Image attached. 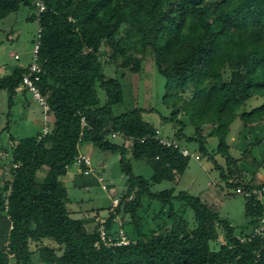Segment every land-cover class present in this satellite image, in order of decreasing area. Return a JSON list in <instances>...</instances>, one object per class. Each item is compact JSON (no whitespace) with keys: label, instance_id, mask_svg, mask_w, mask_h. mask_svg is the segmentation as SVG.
<instances>
[{"label":"trees","instance_id":"16d2710c","mask_svg":"<svg viewBox=\"0 0 264 264\" xmlns=\"http://www.w3.org/2000/svg\"><path fill=\"white\" fill-rule=\"evenodd\" d=\"M42 1L45 9L39 11L37 0H0V19L25 6L30 9L28 20L38 23L40 71L35 83L55 117L47 133L11 137L12 166L0 187V264H264V235H251L264 216V196H245L248 223L241 232L249 230L238 235L229 218L188 190H155L154 185L165 180L178 184L189 156L156 139L160 126L143 117L144 109L116 112L124 101L123 85L104 71L106 63H114L139 73L151 52L166 80L162 101L172 110L162 120L177 126L173 137H161L196 141L201 156L213 163L234 193L261 187L264 181L257 183L256 175L249 181L243 178V159L232 155L228 138L239 118L243 130L255 133L243 157L261 144L257 133L264 128V0ZM30 63L0 74V90L7 92L10 108ZM99 88L105 92L103 103ZM253 97L263 102L248 109ZM183 118L194 127V135L185 133ZM113 132L119 133L120 142L111 137ZM210 137L218 139L212 151ZM87 143L120 154L127 189L105 226L117 236L115 220L122 214L127 245L95 246L99 225L88 232L86 224L93 218L73 216L69 208L68 189L60 178ZM132 160H144L152 175L135 174ZM42 167L47 171L38 179ZM80 167L74 186L100 184L97 175L85 174L84 164ZM157 205L160 212L152 215ZM188 210L193 211L192 225ZM220 232L225 239L215 249L212 243Z\"/></svg>","mask_w":264,"mask_h":264},{"label":"rangeland","instance_id":"374dc122","mask_svg":"<svg viewBox=\"0 0 264 264\" xmlns=\"http://www.w3.org/2000/svg\"><path fill=\"white\" fill-rule=\"evenodd\" d=\"M30 9L22 6L16 13L0 19V74L8 72L17 65H27L32 61L34 38L37 35L38 23L28 20ZM129 31L122 29L123 33ZM19 58H16L15 55ZM105 74L108 77H118L123 85L124 101L122 105L116 107V112L142 108L143 117L156 126H160L163 136L173 137L177 126L171 121H163L162 117H168L171 114V108L166 106L162 99L165 94V77L161 75L154 65L153 54L151 52L145 58L141 72H130L129 70L118 69L114 63L105 64ZM123 73L125 75L123 76ZM21 86L15 97V103L9 107V97L6 91L0 90V187H4L9 177V170L12 166L13 151L11 140L13 136L21 139L34 136L39 132L47 133L54 126L55 117L49 111L40 105L33 97L31 92H25ZM192 86L185 91V96L190 97ZM98 94L103 103L106 99L103 89H98ZM263 102V99L251 98L247 103V108L251 109ZM186 122L185 133L194 135L195 129ZM209 127L205 129L208 133ZM47 130V131H46ZM46 131V132H45ZM242 129V122L238 118L232 126L228 141L231 145V153L236 158H242L243 178L249 181L256 175L257 183L264 181V166L258 167L254 163V158L264 162V128H260L257 135L261 138V144L252 149V154L243 157V151L250 141H253L255 133ZM111 137L114 141L120 142L118 137ZM182 148L188 149L193 155L201 156L196 141H187L184 138L177 139ZM129 145V141H126ZM218 139L210 137L208 139V148L210 151L216 149ZM82 153L87 155L92 161L93 174L100 179V184L92 185L88 188L74 186L73 174L81 172V165L74 164L68 169V172L60 179L65 183L71 201L69 208L76 217L93 218L86 224L88 232H92L96 225L110 215L116 208L113 207V200L119 198L121 193L127 189V175L121 170L120 154H114L109 151H102L87 143L82 148ZM217 159L223 165L225 160L218 155ZM135 174L143 175L149 178L152 175L151 167L144 160H132ZM47 171L42 167L38 173V179H42ZM175 187L176 190H188L190 193L199 196L214 210L220 212L223 217H227L236 228L240 235L247 233L249 228L242 230L247 225L248 219L245 215L246 198L241 193H234L226 187V183L220 178L219 170L215 169L213 163L205 156L196 159L189 156V165L179 183L175 184L165 180L154 185L155 190H163ZM180 205L177 204V208ZM114 208V209H113ZM160 212L158 205L152 215ZM186 218L192 225L193 211L188 210ZM167 219V215L164 216ZM123 220L122 214L116 217L118 228L121 227ZM164 232V231H163ZM225 239L223 232H220L219 240L212 243L215 249Z\"/></svg>","mask_w":264,"mask_h":264},{"label":"built area","instance_id":"2783aa9c","mask_svg":"<svg viewBox=\"0 0 264 264\" xmlns=\"http://www.w3.org/2000/svg\"><path fill=\"white\" fill-rule=\"evenodd\" d=\"M37 5L39 7V11H43L45 9V5H44L42 0H37ZM39 38H40V29L38 28L37 35L35 38L36 41L34 42V45H33L32 61L30 63L28 72H26L23 75L22 86L27 88L32 93L33 97L35 98V100H37V102L40 105H42L46 110H49V105H48L46 97L41 93L39 87L35 83V79L38 78L36 76V74L40 71V66H39L38 61H37L38 52H39V48H40ZM15 56H16V58H19V56L17 54ZM82 127L84 129L89 127V125H88V123L84 117L82 118ZM161 133H162L161 127H158L156 129L155 137H156V139H159L161 144H163L165 146H172L176 149H179V151L184 156H194L196 159L200 158L198 155H193L188 149L182 148L177 139H169L166 137H161ZM118 135H119V133H117V132L112 133L113 137H117ZM81 136H83V132H81ZM75 163L78 164L79 166L84 164V166L86 168L84 169L83 172L85 174L93 173L91 159L87 155L83 154L82 152L77 156ZM15 166H17V165H15ZM236 192L241 193L246 197L256 196L257 198H262L264 196V185L261 187H255V188H253L251 190H247V191H244L242 189H238ZM113 201H114L113 207L115 208L118 206V204L120 202V197L115 198ZM105 222H106V220H102L99 224L100 241L98 240L95 243V246L99 247L101 242H103L104 244H106L108 246H121V245L129 244L130 240L128 239L126 233L124 232V230L122 228H119L117 236H114V235L110 234L109 231L106 229ZM251 235L252 236L264 235V216L259 219L258 224L256 227L253 228ZM240 239L243 241V240H245V237H240Z\"/></svg>","mask_w":264,"mask_h":264},{"label":"crops","instance_id":"0c3cea01","mask_svg":"<svg viewBox=\"0 0 264 264\" xmlns=\"http://www.w3.org/2000/svg\"><path fill=\"white\" fill-rule=\"evenodd\" d=\"M199 159H200V158H199ZM72 174H73L72 176H73V179H74V177H75V174H74V173H72ZM205 203H206V202H205Z\"/></svg>","mask_w":264,"mask_h":264}]
</instances>
